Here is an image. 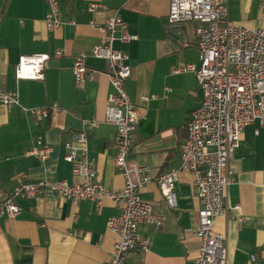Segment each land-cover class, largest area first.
Masks as SVG:
<instances>
[{
    "label": "crops",
    "instance_id": "0c3cea01",
    "mask_svg": "<svg viewBox=\"0 0 264 264\" xmlns=\"http://www.w3.org/2000/svg\"><path fill=\"white\" fill-rule=\"evenodd\" d=\"M93 1L58 0L64 24L49 30L44 20L46 0H0V86L16 91L20 103L9 109L0 104V202L19 180H76L64 160L65 143L81 128V119L104 118L113 87L107 61L93 56L91 48L114 11L136 36L122 41L118 28L113 42L116 50L129 56L131 76L125 87L139 114L128 159L148 166L153 175L180 167V144L201 93L194 73L177 69L199 64V24L170 23L168 0H104L105 8L90 12ZM227 8L234 24L264 29V6L258 0H228ZM81 52L86 54V66L96 73L76 84L72 63ZM39 53L49 55L43 79H17L18 57ZM165 87L170 90L165 92ZM143 94L157 97L146 101ZM34 107H49L48 116L24 110ZM256 128V124L243 128L229 157L234 182L226 189L228 210L214 224L225 236L227 264H264V131L260 128L255 134ZM115 132V125L102 122L87 133L88 154L96 168L94 181L110 191L123 186L113 161ZM38 137L50 147L44 160L27 154ZM175 193L177 205L170 208L155 181L140 189L141 199L162 212L165 222L159 229L139 225L138 232L150 245L146 251H130L128 264H193L200 246L196 234L200 202L189 172L179 170ZM12 201L20 210L13 217L0 215V264H103L114 248L117 238L108 221L119 208L110 198L99 206L88 199L75 205L47 188L36 196H14Z\"/></svg>",
    "mask_w": 264,
    "mask_h": 264
},
{
    "label": "built area",
    "instance_id": "2783aa9c",
    "mask_svg": "<svg viewBox=\"0 0 264 264\" xmlns=\"http://www.w3.org/2000/svg\"><path fill=\"white\" fill-rule=\"evenodd\" d=\"M227 1L168 0L167 19L170 23L195 21L199 24L196 27L199 64L188 63L177 69L193 72L201 93L199 104L191 110L186 123L187 135L180 144L179 168L153 175L148 166L137 165L128 159L139 114L125 87L131 76L129 56L116 50L113 42L118 28L122 41L133 40L136 36L127 31L126 22L114 11L101 25L103 35L91 48L93 56L107 61V75L113 87V92L106 98L104 118L81 119V128L73 134L70 142L65 143L64 160L70 164L76 180H39L35 183L19 180L6 199L0 202V215L13 217L18 214L20 208L12 201L14 196H36L47 188L75 205L88 199L99 206L104 198H110L119 208L118 214L108 221V229L117 240L103 264H128L126 257L130 251H146L150 245L149 239L138 232L139 225L159 229L165 222L162 212L141 199L140 189L155 181L166 204L175 208L179 170H185L192 176V185L200 202L196 231L200 246L193 264H227L225 236L215 230L214 224L216 218L228 210L226 189L234 182L229 157L238 146L246 125L256 124L255 134L260 128L264 131V29H251L230 21ZM258 1L264 6V0ZM46 4L44 20L47 28H59L64 20L58 0H46ZM103 8L104 0H95L88 5L90 12ZM91 23L96 24V21ZM85 57L86 54L81 52L73 59L72 73L76 84L91 80L96 73L86 66ZM48 58L45 53L20 55L15 65V77L43 79ZM164 90L168 92L170 88ZM156 97V94L142 96L146 101ZM0 104L7 109L20 105L17 92L3 90L0 86ZM24 110L45 118L50 108ZM102 122L116 127L113 161L123 177V186L116 191L106 190L94 181L96 168L88 154L87 133ZM49 152L50 147L38 137L27 154L44 160ZM77 217L74 212L72 220L75 222ZM250 260L254 261L255 256L251 255Z\"/></svg>",
    "mask_w": 264,
    "mask_h": 264
}]
</instances>
